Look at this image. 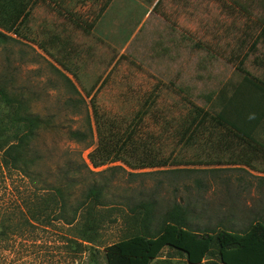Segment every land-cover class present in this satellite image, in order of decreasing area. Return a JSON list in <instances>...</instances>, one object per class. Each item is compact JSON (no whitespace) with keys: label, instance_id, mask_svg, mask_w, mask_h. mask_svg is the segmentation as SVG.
<instances>
[{"label":"rangeland","instance_id":"374dc122","mask_svg":"<svg viewBox=\"0 0 264 264\" xmlns=\"http://www.w3.org/2000/svg\"><path fill=\"white\" fill-rule=\"evenodd\" d=\"M108 1L43 0L32 12L38 44H49L54 34L68 40L80 84L36 43L15 38L0 48V87L52 122L33 144L40 156L35 170L51 181L64 172L79 176V193L101 179L90 172L115 168L104 176L114 182L117 201L111 204L122 206V223L104 229L107 245L124 238L123 216L142 200H155L160 212L175 203L187 206L197 227L225 222L241 230L254 217L264 220V150L222 121L247 114L244 88L257 86L247 77L264 79L261 5L244 10L233 0ZM74 131L87 140H72ZM39 186L6 166L0 147V231L7 228L11 237L0 246H10L14 260L27 244L26 208ZM54 233L49 237L57 238ZM168 254L175 264H188L169 247L157 260Z\"/></svg>","mask_w":264,"mask_h":264},{"label":"trees","instance_id":"16d2710c","mask_svg":"<svg viewBox=\"0 0 264 264\" xmlns=\"http://www.w3.org/2000/svg\"><path fill=\"white\" fill-rule=\"evenodd\" d=\"M255 3L262 7L263 14L259 21L263 27V0H246L244 4H238L246 10ZM0 23L6 29L11 27L5 18L0 17ZM12 41L16 42V39L0 29V48ZM56 70L73 93L80 97L81 103L85 102L71 79L59 69ZM257 88L254 87L255 90ZM51 125L48 119L33 114L21 96L0 87V147L3 162L22 173L35 186L40 185V192L26 208L24 225L27 230L23 235L27 244L22 245L23 250L16 252L20 258L12 259L10 246H0V264H152L166 247L174 250L179 260L185 258L188 264H264V220L254 217L241 230L225 222L215 227H197L189 207L179 203L161 212L155 200L131 204L123 216L124 238L110 245L105 244L103 237L107 225L122 223V206L111 204V201H117L112 196L114 182L104 176L115 168L90 172L101 179L83 184L79 193H76L79 184L77 175L64 172L57 175L55 181L44 176L42 178L34 168L40 156L33 144L38 133ZM69 137L83 142L88 136L74 131L69 133ZM250 140L264 150V118ZM187 171L199 170H169L166 173ZM77 173L81 175L80 170ZM129 175L137 178L143 174ZM114 212L116 217H113ZM64 228L67 233L52 232L53 229ZM37 230L46 236L39 238ZM50 233L57 238L49 237ZM9 241L8 229L1 230L0 242ZM52 241L61 245H55ZM53 246L61 251L53 252ZM174 259L168 254L157 261L158 264H175Z\"/></svg>","mask_w":264,"mask_h":264},{"label":"crops","instance_id":"0c3cea01","mask_svg":"<svg viewBox=\"0 0 264 264\" xmlns=\"http://www.w3.org/2000/svg\"><path fill=\"white\" fill-rule=\"evenodd\" d=\"M0 0V17L5 18L7 21V24H9L11 27H8L9 29H6L2 26L0 23V29L9 35H12L14 38L23 39L25 41H29L32 43H36L41 50L50 58L52 59L60 68H62L66 73L73 76L76 81L80 84V80L76 75V72L71 67V60L70 58V51L68 50V40H64L60 35L54 34L50 38L47 39V42L50 44H46L43 41H41L39 44L35 40V35L33 34V30L31 27L32 22V12L34 8L41 3L43 0H6L5 2H1ZM54 1V0H53ZM112 0L108 1L111 2ZM245 3L246 0H233V4H235L237 7H242L238 3ZM56 2V1H55ZM264 3V0H263ZM159 5V1L154 4L152 7L151 13L153 10L155 11ZM262 8V7H261ZM263 11V10H262ZM147 17L142 18V23L138 22L139 27H141L144 24V21L146 22ZM8 25V26H9ZM45 41V40H44ZM62 54V57L59 55ZM247 77V76H246ZM247 79H251L250 81L252 83H255L258 87L256 90L253 89L251 86L252 84L246 83V87L244 88L243 92L248 93V110L247 114L241 116L240 118H231L230 116H226V118H222V121L225 125V127H230V129L236 130L237 132L242 133L247 139L250 140V137L254 133V131L257 129L258 125L261 123V121L264 118V111L259 110L262 107L264 108V79H261V83L258 80H255L251 78L250 76L247 77ZM247 80V82H249ZM253 86H255L253 84ZM85 90V89H84ZM94 89L88 90L87 96L91 97L92 92ZM86 91V90H85ZM253 91V92H251ZM94 97V96H93ZM93 97L91 99H93ZM263 111V112H262ZM263 113L260 117L259 114ZM239 123H243L239 128L235 125ZM234 124L235 126L231 125ZM256 124V125H255ZM229 125V126H226ZM255 125V127H254ZM228 129V128H226ZM234 134V133H233ZM251 142V140H250ZM255 146V145H254ZM256 147V146H255Z\"/></svg>","mask_w":264,"mask_h":264}]
</instances>
